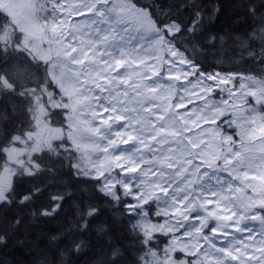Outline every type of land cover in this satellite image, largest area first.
<instances>
[{
    "label": "rangeland",
    "instance_id": "rangeland-1",
    "mask_svg": "<svg viewBox=\"0 0 264 264\" xmlns=\"http://www.w3.org/2000/svg\"><path fill=\"white\" fill-rule=\"evenodd\" d=\"M0 10L46 62L53 87L40 90L64 112V125L38 121L5 148L0 200L28 170L23 156L64 138L81 172L131 199L145 238L161 234L143 264H264L263 79L196 70L169 37L177 26L157 28L131 0H0ZM18 66L14 79L36 82Z\"/></svg>",
    "mask_w": 264,
    "mask_h": 264
},
{
    "label": "trees",
    "instance_id": "trees-1",
    "mask_svg": "<svg viewBox=\"0 0 264 264\" xmlns=\"http://www.w3.org/2000/svg\"><path fill=\"white\" fill-rule=\"evenodd\" d=\"M133 1L159 25H179L178 45L199 69L264 75V31L259 43L251 38L255 29H264V0ZM0 49L1 163L6 147L47 120L40 110L46 106L55 125H64V112L47 104L39 108L45 101L41 84L53 87L46 63L20 44L1 10ZM17 65L36 82L14 79L21 75ZM76 157L64 138L22 157L28 170L12 173L0 200V264H112V253L125 251V264H142L147 245H158L147 244L127 199L109 195L99 178L81 172Z\"/></svg>",
    "mask_w": 264,
    "mask_h": 264
},
{
    "label": "snow or ice",
    "instance_id": "snow-or-ice-1",
    "mask_svg": "<svg viewBox=\"0 0 264 264\" xmlns=\"http://www.w3.org/2000/svg\"><path fill=\"white\" fill-rule=\"evenodd\" d=\"M157 7H164V5L163 4H161V5H158ZM161 23H163V21H161ZM184 31V29L182 28L181 29V32H183ZM180 33H175V34H173V35H179ZM0 50H2V49H0ZM35 194H39L38 192L37 193H35ZM25 201H21V203H24ZM129 203H132V201H131V199L129 200ZM53 211H55V209L53 210ZM45 215H49L50 213H44ZM17 223H19V221H17ZM117 251H119V250H117ZM126 255H128V253H127V251H125L123 254H121V255H119V256H117V252H113L112 253V257L110 258L111 259V261H112V264H125V256ZM217 264H224V262H223V260L221 259V260H218L217 261Z\"/></svg>",
    "mask_w": 264,
    "mask_h": 264
}]
</instances>
